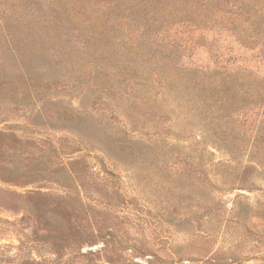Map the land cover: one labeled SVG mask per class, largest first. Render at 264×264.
I'll use <instances>...</instances> for the list:
<instances>
[{"label":"rangeland","instance_id":"rangeland-1","mask_svg":"<svg viewBox=\"0 0 264 264\" xmlns=\"http://www.w3.org/2000/svg\"><path fill=\"white\" fill-rule=\"evenodd\" d=\"M114 1L0 0V264H264V46L216 39L251 61L248 98L167 83ZM224 1L213 25L240 24Z\"/></svg>","mask_w":264,"mask_h":264},{"label":"trees","instance_id":"trees-1","mask_svg":"<svg viewBox=\"0 0 264 264\" xmlns=\"http://www.w3.org/2000/svg\"><path fill=\"white\" fill-rule=\"evenodd\" d=\"M118 1L120 0H115L114 2ZM197 1L200 7L196 6ZM199 1H202V3ZM227 1L230 2L229 0ZM126 3L129 5V12L125 10L128 14L125 13L123 16H120L119 12L124 11L122 4L116 3L115 8L117 11L113 10L111 12L114 19V23L111 19V27L114 28L116 24L121 25L122 20L125 21V19L129 22L138 21L140 22L139 27H144L146 30L142 37V43L138 46L140 48L149 46L151 50L157 49L161 52L160 57L154 61L156 67H145L141 73L160 76L163 81L168 83L169 80L174 78L171 72L177 71L178 77L187 78L189 83L196 85L193 84L195 88L202 85L203 90H206L208 88L205 85L211 83L215 85V89H234L235 99L238 100H241L240 97L248 98L247 94H250V92L245 89L250 91L256 89L253 87L249 88L248 85L243 84L244 81L252 80L253 77L251 61L242 59L244 52L239 50L237 56L240 55V58L233 55L236 57L231 56L229 60L224 61L221 51L222 47L216 39L225 35L233 39L234 43L240 46V49L244 45L245 47L257 44L264 46V0H234V14H228L235 15L237 19L242 21L240 24L233 25L230 28L213 25L214 10L224 12L223 8L226 3L224 0H127ZM60 9L62 7L58 9V14H61ZM63 13L66 14V11L64 10ZM140 13L143 14L142 17ZM65 17L67 18V16ZM57 21L59 23L56 25V29L63 30L67 36H73L71 30L66 27L65 22L60 19H57ZM121 27L123 28V26H120L115 29L121 31ZM151 40L155 42V45L150 44ZM114 41L119 42L120 45L112 43L113 56L116 58L118 56L122 57L124 52L122 51L123 47L120 38L114 37ZM197 51H205L211 54V63L202 64L200 62L197 64L192 59L191 65L188 64L186 60L194 58ZM259 58V62L264 63V53ZM131 63L134 67L141 64L137 61H132ZM160 63L162 66H160ZM243 63H247L244 64L245 67H242ZM209 64H214L215 66L210 67ZM55 65L56 63L54 62ZM141 65H144V63ZM135 70L139 71L140 69L136 68ZM181 71L185 73V76L181 75ZM34 82L30 83L27 81L25 85L28 88L37 87ZM137 82L141 81L135 80V82L131 83L138 86L139 83ZM165 89H168V84ZM254 95L256 96L253 93L252 96ZM201 108L202 105L193 104L189 113H186L188 120L195 122L199 116L202 122L206 118L204 113L206 111ZM247 118L251 119L252 114H248ZM256 121L254 120L252 123ZM126 149H129L130 154L141 151L139 147L135 148L133 146L124 147V150Z\"/></svg>","mask_w":264,"mask_h":264}]
</instances>
